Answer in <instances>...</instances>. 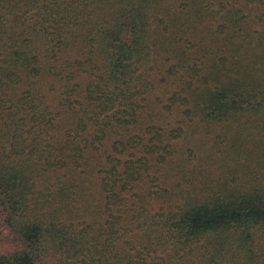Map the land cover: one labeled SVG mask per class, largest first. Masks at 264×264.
<instances>
[{"label":"trees","instance_id":"trees-1","mask_svg":"<svg viewBox=\"0 0 264 264\" xmlns=\"http://www.w3.org/2000/svg\"><path fill=\"white\" fill-rule=\"evenodd\" d=\"M0 207V264H264V0H0Z\"/></svg>","mask_w":264,"mask_h":264},{"label":"rangeland","instance_id":"rangeland-1","mask_svg":"<svg viewBox=\"0 0 264 264\" xmlns=\"http://www.w3.org/2000/svg\"><path fill=\"white\" fill-rule=\"evenodd\" d=\"M187 139H189V137H188V138H183V139H181V140H178L177 142H179V149L185 151V152L188 154V150H189V148H190V146H191V142H188L189 140H187ZM199 143H200V142H199ZM202 144H205V143L203 142ZM209 144H210L209 142L206 143V145H205V147H204V149H203V152L206 153V150L208 149ZM206 154H207V153H206ZM197 162H198V161H197ZM206 164H207L206 161H203V162H202V165H203V166H206ZM211 166H212V164H211ZM213 169H214V167H213ZM155 182H156V184L159 185V186L162 185L159 181H155ZM154 189H158V187H155ZM0 209H1V207H0Z\"/></svg>","mask_w":264,"mask_h":264}]
</instances>
